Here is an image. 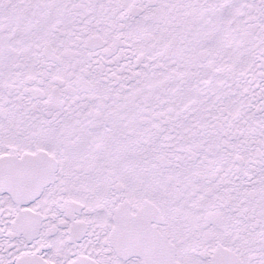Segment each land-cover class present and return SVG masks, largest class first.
I'll return each mask as SVG.
<instances>
[{
    "label": "snow or ice",
    "instance_id": "obj_1",
    "mask_svg": "<svg viewBox=\"0 0 264 264\" xmlns=\"http://www.w3.org/2000/svg\"><path fill=\"white\" fill-rule=\"evenodd\" d=\"M0 264H264V0H0Z\"/></svg>",
    "mask_w": 264,
    "mask_h": 264
}]
</instances>
